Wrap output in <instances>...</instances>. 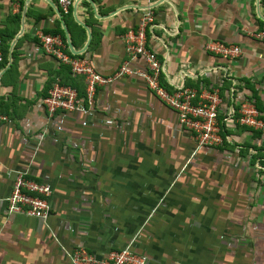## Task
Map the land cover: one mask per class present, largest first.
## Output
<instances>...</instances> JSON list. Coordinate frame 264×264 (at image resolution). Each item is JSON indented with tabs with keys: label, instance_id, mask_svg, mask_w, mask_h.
<instances>
[{
	"label": "crops",
	"instance_id": "0c3cea01",
	"mask_svg": "<svg viewBox=\"0 0 264 264\" xmlns=\"http://www.w3.org/2000/svg\"><path fill=\"white\" fill-rule=\"evenodd\" d=\"M70 1L62 17L54 0H0V32L11 37L7 57H16L12 71L8 62L0 69V264H69L74 248L104 256L128 245L147 264H192L177 263L176 250L160 245L159 222L178 187H194L214 166L224 187L248 186L250 175L253 185L264 179L263 157L249 166L257 153L250 147L264 156V135L237 125L233 114L237 99L251 97L264 117V43L251 37L264 25V0ZM146 11L153 17L147 47L160 61L163 86L218 90L226 131L220 152L195 151L175 114L135 77L98 88L85 113L43 110L61 68L40 49L41 35L61 31L65 43L63 25L73 51L85 48L76 56L109 77L124 61L122 36ZM210 41L240 54L220 59L205 50ZM191 170L192 180L181 183ZM15 173L49 186L46 220L5 212ZM177 207L170 213L180 219Z\"/></svg>",
	"mask_w": 264,
	"mask_h": 264
},
{
	"label": "built area",
	"instance_id": "2783aa9c",
	"mask_svg": "<svg viewBox=\"0 0 264 264\" xmlns=\"http://www.w3.org/2000/svg\"><path fill=\"white\" fill-rule=\"evenodd\" d=\"M12 1L17 4L19 0ZM54 1L61 15H67L71 1ZM152 22L151 13L146 11L142 13L136 26L124 33L121 39L124 61L109 77L98 74L87 57L70 54L58 35H41L39 47L44 55L51 58L58 67L66 68L69 79L81 83L79 94L75 88L63 84L56 77L41 100L43 110L48 116L55 113H85L92 107L98 88L123 77H135L175 114L178 125L194 142L195 151L220 147L225 138L220 136L218 116L221 99L218 90H197L182 86L167 89L161 85L160 61L147 47L146 41V30L152 26ZM251 37L264 43V25ZM204 48L208 53L223 60L240 54L238 47L218 41H210ZM135 63H138L140 68L133 66ZM236 107L233 113L236 124L264 135V123L252 101L246 97L239 98ZM49 196V186L29 179L25 173H15L9 195L4 200L5 212L7 215L44 221L50 215ZM67 258L69 264H147V258L134 252L129 245L110 251L104 256H97L88 249L78 247L71 250Z\"/></svg>",
	"mask_w": 264,
	"mask_h": 264
},
{
	"label": "rangeland",
	"instance_id": "374dc122",
	"mask_svg": "<svg viewBox=\"0 0 264 264\" xmlns=\"http://www.w3.org/2000/svg\"><path fill=\"white\" fill-rule=\"evenodd\" d=\"M216 149L221 151L219 147ZM259 156L264 158L261 153L254 155ZM259 164L261 162L254 160L250 169ZM213 171L211 177L208 172L198 174L194 187H178L175 201L172 199L168 202L170 205H166L165 221L159 222L158 229L165 236L161 241H166L160 245L176 250L173 258L177 263L264 264V179L256 178L253 185L251 181L255 178L250 175L248 186L224 187L220 168L214 166ZM184 177L180 178L181 183L188 184L192 180V170ZM136 179L139 177H134ZM134 186L149 187L145 184ZM174 206H178L176 210L182 218L171 215Z\"/></svg>",
	"mask_w": 264,
	"mask_h": 264
},
{
	"label": "trees",
	"instance_id": "16d2710c",
	"mask_svg": "<svg viewBox=\"0 0 264 264\" xmlns=\"http://www.w3.org/2000/svg\"><path fill=\"white\" fill-rule=\"evenodd\" d=\"M63 17V15H62ZM50 35H58L61 40L64 42V38L62 36V32L60 31L59 33H51ZM10 34L8 35L5 31L0 32V50H1V55H2V63L0 64V69H2L6 64H7V50H8V46H7V42L8 40H10ZM15 54L13 53V51L10 53V62H9V68L7 69V71H12V69L14 68L15 65ZM57 77L61 80V82L63 84H66L70 87H73L77 90V92L79 94H81V83L79 81H74L68 78L67 76V69L66 68H61L60 71L57 73ZM161 85L163 86L161 80H160ZM249 100L252 101L256 111L258 112V114L260 115V118L262 119L263 123H264V117L262 116L263 111L261 110V108L257 105V103L255 102V100H253L251 97H246ZM221 121V117L218 116V122ZM220 124V122H219ZM220 127V136L222 137V139L225 138V128L224 125L221 123L219 125ZM249 130V129H247ZM252 131V130H249ZM253 132V131H252ZM257 133H255V136H259L261 133L256 131ZM224 142V140H223ZM223 144V143H222ZM252 150H256L257 151V155H258V150L259 149H255V147H250ZM255 160V157L252 158V162Z\"/></svg>",
	"mask_w": 264,
	"mask_h": 264
},
{
	"label": "water",
	"instance_id": "95a60500",
	"mask_svg": "<svg viewBox=\"0 0 264 264\" xmlns=\"http://www.w3.org/2000/svg\"><path fill=\"white\" fill-rule=\"evenodd\" d=\"M62 30H63V33H64V35H65V43H66V47H67L69 53L72 54V55H75V56L78 55V54H80V53H82V52L85 50V48L82 49V50L79 51V52H75V51H73L72 46H71V44H70V42H69V39H68V36H67L66 30H65V28H64L63 25H62ZM7 62H8V64H9V62H10V55H8V57H7Z\"/></svg>",
	"mask_w": 264,
	"mask_h": 264
}]
</instances>
